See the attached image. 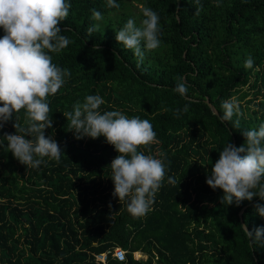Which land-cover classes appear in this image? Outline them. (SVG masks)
Here are the masks:
<instances>
[{"label": "trees", "instance_id": "16d2710c", "mask_svg": "<svg viewBox=\"0 0 264 264\" xmlns=\"http://www.w3.org/2000/svg\"><path fill=\"white\" fill-rule=\"evenodd\" d=\"M69 2L59 27L71 42L52 55L71 75L48 97L53 127L45 130L64 151L60 161L45 157L38 169L27 168L3 137L15 133V118L0 130V264H101L95 254L114 247L125 249L126 258L109 256V264H264V246L253 245L242 226H264L254 209L264 201L221 204L223 191L206 183L219 151L230 141L244 144L242 130L264 122V0H116L118 9L107 0ZM144 7L160 16L161 45L145 51L138 67L115 35L129 18L139 26ZM93 9L102 21L92 18ZM247 54L251 69L244 67ZM180 77L187 97L173 91ZM94 94L105 101L102 113L148 119L156 132V141L140 150L162 159L166 175L143 217L112 195L114 147L102 136L76 139L63 115ZM229 99L239 104L233 121L240 129L220 118ZM18 116L23 125L24 112Z\"/></svg>", "mask_w": 264, "mask_h": 264}, {"label": "clouds", "instance_id": "9594fccd", "mask_svg": "<svg viewBox=\"0 0 264 264\" xmlns=\"http://www.w3.org/2000/svg\"><path fill=\"white\" fill-rule=\"evenodd\" d=\"M195 2L200 4V0ZM107 6L120 7L116 0H107ZM71 7L69 0H0V29L4 33L0 36V130L15 118V133H4L3 137L9 152L27 168L38 169L45 163V157L58 162L64 153L45 130L53 127L48 97L57 94L65 78L71 75L68 69L53 62L52 55L62 52L71 42L59 27L67 19ZM201 10L202 5L195 14L199 15ZM142 14L144 18L139 26L129 18L115 35L119 44L133 51L138 67L145 51L160 47L162 34L159 14L150 7L142 8ZM92 18L102 21L104 17L93 9ZM97 30L99 24L87 31L91 35ZM254 63L252 55L247 54L244 67L251 69ZM188 87L180 77L173 91L187 97ZM104 103L98 94L87 95L83 103H75L72 110L63 115L76 139L102 136L114 147L118 155L109 165L114 183L112 195L119 201L126 200L128 213L140 218L152 210L166 175L162 159L140 150L156 141V132L148 119L129 117L120 110L102 113L99 109ZM221 107V120L240 129V120L233 121L240 112L236 100H225ZM21 111L24 112L23 125L18 122ZM183 111H188L187 104ZM242 135L245 143L240 146L231 141L227 143L207 175V185L223 191L221 204L239 206L255 197L264 201V122L257 128L243 129ZM168 183L175 185V178L169 176ZM254 209L264 217V203H256ZM242 226L253 245L264 246V226L251 230L247 225Z\"/></svg>", "mask_w": 264, "mask_h": 264}, {"label": "built area", "instance_id": "2783aa9c", "mask_svg": "<svg viewBox=\"0 0 264 264\" xmlns=\"http://www.w3.org/2000/svg\"><path fill=\"white\" fill-rule=\"evenodd\" d=\"M109 256L115 258L117 261H124L126 258V250L121 247H114L113 249H108L106 251L95 254V260L96 262L101 264H109Z\"/></svg>", "mask_w": 264, "mask_h": 264}, {"label": "rangeland", "instance_id": "374dc122", "mask_svg": "<svg viewBox=\"0 0 264 264\" xmlns=\"http://www.w3.org/2000/svg\"><path fill=\"white\" fill-rule=\"evenodd\" d=\"M134 257L138 258V259H143L145 260L146 259V255L141 253V252H136L134 253Z\"/></svg>", "mask_w": 264, "mask_h": 264}, {"label": "water", "instance_id": "95a60500", "mask_svg": "<svg viewBox=\"0 0 264 264\" xmlns=\"http://www.w3.org/2000/svg\"><path fill=\"white\" fill-rule=\"evenodd\" d=\"M208 105H209V107L211 108V110H212L213 112H215L214 107H213L210 103H208ZM240 213H241V211H240ZM243 225H245V224L243 223Z\"/></svg>", "mask_w": 264, "mask_h": 264}]
</instances>
